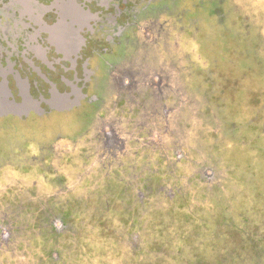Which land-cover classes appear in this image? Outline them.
Instances as JSON below:
<instances>
[{
  "label": "rangeland",
  "instance_id": "rangeland-1",
  "mask_svg": "<svg viewBox=\"0 0 264 264\" xmlns=\"http://www.w3.org/2000/svg\"><path fill=\"white\" fill-rule=\"evenodd\" d=\"M158 8L95 102L0 119V264H264V0Z\"/></svg>",
  "mask_w": 264,
  "mask_h": 264
},
{
  "label": "flooded vegetation",
  "instance_id": "flooded-vegetation-1",
  "mask_svg": "<svg viewBox=\"0 0 264 264\" xmlns=\"http://www.w3.org/2000/svg\"><path fill=\"white\" fill-rule=\"evenodd\" d=\"M160 0H0V119L68 112L140 12ZM152 7V8H151ZM105 63H107L105 61Z\"/></svg>",
  "mask_w": 264,
  "mask_h": 264
},
{
  "label": "trees",
  "instance_id": "trees-1",
  "mask_svg": "<svg viewBox=\"0 0 264 264\" xmlns=\"http://www.w3.org/2000/svg\"><path fill=\"white\" fill-rule=\"evenodd\" d=\"M130 180V179H129ZM147 185L148 184V181H147ZM147 189H149V191H152V186L149 185V187H147ZM163 192V185L159 186L158 188V193H162ZM138 193H140V195L143 194V192L139 191ZM182 205L180 206H177L176 209L173 208V206H170L169 209L167 208L165 210V212L162 213V216L161 218H163L164 216L167 218V220H170L171 223H169V225L171 224V226L175 227L177 226V224L180 226L181 224V220H179L177 218V214H183L184 212L182 211L184 205H185V202L182 201ZM185 214V213H184ZM176 224V225H175ZM182 226V225H181ZM169 227V226H168Z\"/></svg>",
  "mask_w": 264,
  "mask_h": 264
}]
</instances>
